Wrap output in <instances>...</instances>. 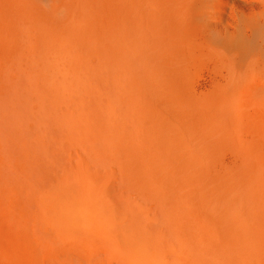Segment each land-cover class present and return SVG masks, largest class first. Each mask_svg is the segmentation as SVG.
<instances>
[{"label":"bare ground","instance_id":"1","mask_svg":"<svg viewBox=\"0 0 264 264\" xmlns=\"http://www.w3.org/2000/svg\"><path fill=\"white\" fill-rule=\"evenodd\" d=\"M41 1L0 0V102L12 101L5 105H11L21 120L18 131L29 141L20 138L18 146L25 149L28 169L35 175H29L27 200L22 193L26 190L21 192L23 200L18 184L9 185L12 177L2 175L6 183L0 177V264H264V115L248 120V131L259 149L250 159L243 155L242 163H204L201 150L190 146L195 141L211 150L230 140L227 132L206 138L208 125L206 132L202 126L208 115L228 122L231 111L240 112L231 107L237 99L235 83L239 84L233 76H228L229 83L217 84L210 92L209 88L208 98L200 94L208 99L205 103L213 104L214 110L205 116L196 109L179 113L176 107H167L175 99L154 97L163 107L162 128L157 127L153 139L143 137L141 131L142 139L136 134L139 161H130L136 156V151L130 155L133 136L128 134V140L118 120L122 101L118 66L128 58L121 40L136 25L142 34L169 40L170 54L178 52L180 46L170 41L175 20L169 10L178 4L196 8L205 0H45V10ZM243 53L237 49L239 61ZM167 62H162L155 85L175 91L177 77ZM142 79L153 87L152 79ZM257 90L255 102L264 113V85ZM10 95L14 100L8 99ZM242 113L238 114L243 117ZM177 117L184 121L179 127ZM239 123L237 118L235 129ZM188 132H194L192 139ZM1 140L4 151L7 145ZM165 145L173 146L171 153L161 147ZM241 149L244 152V146ZM11 159L5 163L12 164ZM18 160L12 164L15 167L11 165L13 174ZM8 167L1 166L0 171H10ZM117 186L119 191L113 188ZM115 190L118 199L111 193ZM28 200L37 204L38 213H30L28 207H34L27 206Z\"/></svg>","mask_w":264,"mask_h":264},{"label":"rangeland","instance_id":"2","mask_svg":"<svg viewBox=\"0 0 264 264\" xmlns=\"http://www.w3.org/2000/svg\"><path fill=\"white\" fill-rule=\"evenodd\" d=\"M220 3H222V4H220ZM223 3L225 6L223 5ZM39 4L42 8L44 7L43 8L44 10L48 9L47 1H45V0L41 1ZM204 4H203L204 6L199 5L200 7L196 6V8L195 7H187V6H184L183 4H178L174 9L169 10L170 11L169 14H172V16H173L172 17L173 21L175 20L174 25L171 26L172 28L170 27L172 30H169L170 32L172 31V33L174 32L175 36H174V39L171 40L172 39L171 38L170 41H171V43L176 41V42H174V44L180 46V48H181L179 50L180 52L178 51V52H173L172 54H170L169 48H171V47L168 43L169 40H163L164 41V43H163V41H161L162 39L160 40V38H157L158 37L157 35H156L157 37H155V35L151 37L149 35L142 34L141 31H138L139 28L136 25L132 26L131 32H129V34L126 37H124L123 40H121L122 50H124L128 56V58H127L128 64H127V62L125 64V61H123V62L121 61L119 63L120 66H118L120 68V69L118 68V73L120 72L119 73L120 76H118V81L120 83L119 90L122 91L121 93H119V94H121L119 96H122V101L121 102L119 101V103H120L119 110L121 111V113L119 111L118 120H119V124L122 126V127L120 126V128H123V130L125 131V135H127V137H128V140H130V137L133 136L130 140V143H129V141L127 143H129V148L132 152L130 155H132L133 152L136 151V152H134L136 156H132V158H129V159H131L130 161H132V159H136L137 161H139L137 152H139L140 149H138L139 144L138 143H136L138 145L135 144L136 139H137L136 136L138 135L139 136L138 139H142V137H140V136L143 134V137H145V135H146V137L148 136L150 139H153L154 135L158 134L157 133L159 131L158 128H160V129L162 128L160 126L161 125L160 120H162L161 113H162L163 107H161L160 103H157V100L155 102V98L156 99H157V97L160 98L159 95H161V96L163 95L161 98H167V99L170 98L171 102L175 99L174 100L175 102L173 101V103H171L173 105L171 106V104H168L167 107H171V108L173 107L172 109H174V107H176L175 109H177V111L179 113H181L185 110L184 114H186V112H190V110L192 111L193 109L194 110L196 109L195 110L196 112L205 116V115H208L207 112H211L212 110H214V109H211L213 107L212 106L213 104L211 102H210V104L208 101L206 102L209 104L210 107L208 106V104L205 103L204 100L208 98V96L205 93L210 92L211 89L213 90V89L217 88L218 85H221V83L222 84L229 83L228 80H231L230 77H232V76H233L232 79H235V82H238L239 84L235 83V85L238 87L235 89V94H236L235 97L237 99L235 101L234 106H231V107L235 110H236V108H234V107H238L237 110H240L241 113L244 112V113H242V114H244L243 117L240 116V114H238V113H240L239 111L235 112L236 114H234V115H232L234 112L231 111L230 112V113H232L230 116L231 120L228 122H223V121L216 119V118L210 119L209 118L210 115H208V116H206L207 117L206 121H205V119H203L205 121V123L204 124L201 123V126L203 124V126H202V128H204L203 131L206 132L205 126L208 125L207 126L208 128L206 129L207 132L205 134L202 132L206 138L208 137V135H210V138H215V136L225 134L227 132L226 135L228 134V136H230L229 137L230 140H228L229 144H231V147H233L236 152L232 149H231L232 151L229 149L226 150L227 148H231L230 146L229 147L226 146V145H229V144H227L228 141L227 142H225V141L219 142L218 145H220V147L218 145H216V146L213 145L212 146L213 148L211 150H208L211 148L210 146L208 149L205 148L206 150L202 149V146L196 144L195 141H194L195 144L192 141L190 143V146L192 145V147H193L195 145L194 146L195 149L198 148L197 150H201V152L199 151V153L201 155H203V157H202L203 160L201 159L202 162L205 161L204 163H209V161H210V163L213 162L216 164H222L223 162L227 163V164H236V162L242 163V161L244 160V156L246 158L248 156V159H250V157H251L250 155H252V153L256 152L257 149H259V145L256 142V140H252V138L253 139L255 138L254 135L250 136L251 131H248L250 129V127L247 123H248V120L250 118L252 119L255 116H258L261 114L264 115L262 109L255 102L256 100L258 102V99H256V97H255L258 95V94H256V93H258V90H257L258 87L260 85H264V69H263L264 68V2L262 0H205ZM151 27H154V26L151 25ZM173 27H174V31H173ZM164 28H165V26H164ZM175 30L178 34L175 32ZM133 32H135V34H133ZM174 33L172 35H174ZM176 36H178V38ZM154 38H156V40ZM159 41H161V44L159 43ZM124 43H126V45ZM167 47H168V49H167ZM239 48H241L244 52L243 53L244 57H241V59H242L241 61H239L235 55V53L237 52V49H239ZM156 49H158V50H156ZM130 50H131V52H129ZM184 50H186V51H184ZM182 52H185V54L187 56L184 55V53H182ZM178 53H180V54H178ZM156 55L158 58L156 57ZM129 56L132 57V60H131V57L129 58ZM142 57H143V59H142ZM167 57H170V59ZM232 57L234 58L236 65L233 64L234 61L231 62V60H233ZM150 58H151V60L153 58L152 62H151ZM172 58H173V60H172ZM230 58H232V59H230ZM155 59H156V61H154ZM177 59H179V60H177ZM236 59L238 61H236ZM134 60H135V62H134ZM157 61H159V62H157ZM161 61L164 63L169 61V66L175 70L174 75L177 77V79H176L177 80L176 85L178 88L177 90H175V91L170 90V89L169 90H162L159 87V85H155L156 84L155 82H156L157 77L159 75L158 72L164 66V65H162ZM160 62H161V64H160ZM237 62H239V63H237ZM172 64H174V66ZM238 64L240 66H237ZM242 64H244V66H242ZM141 65H142V67H141ZM229 65H230V67H228ZM233 67L234 68L240 67V69L239 68L233 69ZM237 69H238V71L236 72ZM125 71L128 73H126ZM125 75H126V77H124ZM122 76H123V78H122ZM228 76H230V77H228ZM120 77H121V79H120ZM143 77H144V79H150V80L152 79L151 81L154 84L153 87H151L152 85L149 87L146 86V83H145L146 81L142 79ZM227 77H228V79H227ZM241 79L243 81H241ZM142 81L143 82L145 81L144 84H142L143 83ZM240 81H241V83H240ZM143 85H145V87ZM257 85H258V87H257ZM214 86H216V87H214ZM140 87L141 88L144 87V89L143 88L141 89ZM146 87H148L150 89H148ZM207 90H208V92H207ZM144 91H148V92L146 93ZM173 92L177 93V94H174ZM146 94H149V97L146 96ZM154 94L155 95L158 94V96L157 95L154 96ZM169 94H170V96H168ZM200 94L202 96L204 95V97H207V98L203 99L200 96ZM151 95H152V97H151ZM173 95H175V97ZM237 95H238V97H240V96L243 97V95H244V98L240 97L238 100ZM11 96L12 95H10V97L8 99L14 100V97L11 98ZM166 96H168V97H166ZM197 97H199V99ZM195 98H197V100ZM257 98H258V96H257ZM240 99L243 101H240ZM119 100H121V99L119 98ZM144 101H145V103H144ZM237 101H239L238 104L236 103ZM6 102L8 104L9 100H7ZM10 102H12V101H10ZM10 102H9V104H10ZM252 102H254L255 105ZM0 104H1L0 106H2V105H5L6 103L2 104V102H0ZM144 104H145V106H144ZM158 104L160 105V107L157 108L156 106H159ZM176 104H177V106H176ZM149 105H151V106H149ZM256 105L258 106V108L256 107ZM5 106H2L4 108L0 107V110L2 109V111H0V119H2V120H0V128H1L0 133H2V134H0V135H2V136H0V138L2 137L3 140H1V142L4 141L3 143H5V144L1 143V144H3V146L4 145H7V146L10 145V146L9 147L4 146V149L6 148V150H4V151L1 150V149H3V147L0 148V151H2L1 153H3V154H0V156L5 155L3 157L1 156L0 162H1L2 158H4V157L6 158V156H7L8 158L11 159V158H13V155L15 153H17L18 155L17 154L14 155L15 161L13 159H11L13 162L12 164H14L16 162V159H19L18 160L19 162H22L23 164H27V165H23V164H20L18 162L19 166L17 165V168L14 169L15 170L14 172H16V174L18 173L16 175V174H13V169H11V168H14L15 166L10 164L11 162L9 164L5 163L6 160H10V159H8V158L4 159V160H2L3 162L1 163L0 167L1 166L7 167L9 165L10 167H8L7 170L10 168V171L9 170L7 172L4 171V173H3V172H1L3 170H1V168H0V170H1L0 171V173H1L0 177H1L2 181L5 178L8 179V178L12 177V179L11 178L9 179V182H8L9 185L14 186L13 182L16 183V186L18 184L17 187L19 188L20 195L22 193H24L25 200H27V199H29V197L27 196V191L29 190V187L27 185L29 183V181H28L29 175L34 176V178H35V175H32L34 173H31V171H33V169L31 171H30V169H28L30 166H28L29 162L27 161V159L24 158V157H26V154H25L26 152H24L25 149L23 150L22 145L18 146V144H21L20 138H22V140H24V141H29V140L26 139L27 137L25 138L26 135H24L23 131H22L23 133L21 132V130L18 131V129H19L18 126L21 125L20 124L21 120H18L19 119V118H17L18 114L15 115V113H17V112H14V111H16V110H14V108L11 105L6 106L7 108H5ZM142 106H144V107H142ZM203 106H204V108H203ZM240 106H242L244 108H242ZM205 108H207V109H205ZM209 108L211 110H209ZM232 108L228 107V109H230V110H232ZM143 110H144L145 114L142 113ZM205 110H209V111L205 112ZM241 110H244V111H241ZM141 113L144 115H142ZM237 118H239V121H240V123L238 125L239 128H237L238 130L235 129V127H234L235 126V120ZM6 119H7V121H6ZM178 119H179V117H177V121H179V123L177 122V125L179 127V125H181L184 121H180ZM129 120H130V122H129ZM146 120L148 121V123ZM203 120H202V122H204ZM250 120H249V122H250ZM17 121H19V122L16 123ZM125 121L129 122L130 124L125 123ZM144 121L146 122V124H148L147 126H146V124L143 123ZM241 121H242V123H241ZM1 122H2V124H1ZM7 122H9L10 124ZM157 122H159V123H157ZM207 122H212V124L215 123L214 125H216V126L220 125L219 127H216V128L219 129L221 127V129L219 130L221 132L219 133L218 129H216V128L213 129V127H215V126L211 125V123H207ZM225 123H229L230 128L227 125L228 127L225 126V128L223 127L224 128L223 129L222 125L224 126ZM5 124H6V126H5ZM237 124L238 123H236V125ZM241 124H242V126L244 124L242 131H240L242 129V128H240ZM10 125H11V127H10ZM125 125H126V127H124ZM127 126H129V127H127ZM151 127L153 128V130ZM202 128H201V130H202ZM10 130L12 131V134H11ZM234 130H236L235 131L236 133H234ZM3 131H6V132L4 133ZM140 131L142 132V134ZM138 132H140V133H138ZM148 132L150 133V135H148L149 134ZM151 132L154 134H151ZM238 132L243 133V135H241V133H238ZM193 133L188 132V135H190V134L192 135ZM211 133H213V134H211ZM13 134H15V135H13ZM128 134H131V135H129L130 137L128 136ZM161 134H163V133H161ZM196 134H198V132H196ZM151 135H153V137ZM198 135H200V134H198ZM213 135H215V136H213ZM238 136H240V138ZM192 137L193 136H191V139H192ZM231 137H232V140H231ZM243 137H244V140H243L244 142H242ZM237 138H239V139H237ZM134 140H135V142H133ZM16 141H18V142H16ZM138 141H140V140H138ZM240 141L242 142L241 144L244 143L243 144L244 152L240 151L241 148L243 149V146L240 144ZM131 143H132V145H130ZM224 143H226V144H224ZM236 143H239L240 146H242V147H240L239 144L237 145ZM135 145H136V147H135ZM257 145H258V148H257ZM130 146H132L134 149ZM161 147H164L163 149H165V150L167 147L166 152L169 151V153H171L172 149H174L172 145H170V146L165 145V146H161ZM169 147H171V148L169 149ZM223 147H226V148H223ZM236 147H237V149L239 148V151L242 154L238 153L239 151L236 150ZM9 150H12V153H11V151L9 152ZM203 151L206 153L203 154L202 153ZM4 152L6 154H4ZM211 152H213V154L215 153V155L214 156L211 155ZM236 153H238V154H236ZM208 156L210 159L208 158ZM236 157L238 158V159H236L238 161L235 160ZM239 158H241V159H239ZM206 160H208V161H206ZM215 160H216V162H215ZM23 161H25V162H23ZM220 161H222V162H220ZM8 162L9 161H7V163ZM3 164H5V165H3ZM11 165L14 167H12ZM21 167H24V168H21ZM25 168L28 169L27 172H26ZM2 175L5 176V178ZM15 176H17V177H15ZM19 179L24 180V184H19V181H18ZM3 182L6 183L7 181L4 180ZM21 182H23V181H21ZM2 185H4V184L2 183L1 186ZM22 185L27 186V188L22 186ZM113 188H116L118 190V188H120V187L117 186V187H113ZM22 190H26V191L22 192ZM117 190L111 192L114 194V197H115V198L113 197L114 199H118L116 196L120 197L119 195H115V192ZM116 194H118V192ZM21 197L23 199V194ZM30 200H33V199H30ZM30 200L26 201L27 206H29L31 204L32 205L31 207H34V210H33V208L31 209L30 207H28V209H30V213H33V212L38 213L37 204L34 201L32 202ZM35 211H37V212H35ZM11 228H12V226H11ZM41 230L42 229L38 227V231H41ZM39 252H40V254H42V252L38 250V253ZM18 256H19V254H18ZM49 264H51V263H49ZM54 264H56V263H54Z\"/></svg>","mask_w":264,"mask_h":264}]
</instances>
